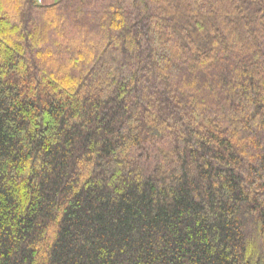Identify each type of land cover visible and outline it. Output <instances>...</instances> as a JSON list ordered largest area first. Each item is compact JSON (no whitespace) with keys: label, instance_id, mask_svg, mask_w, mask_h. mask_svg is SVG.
Wrapping results in <instances>:
<instances>
[{"label":"trees","instance_id":"trees-1","mask_svg":"<svg viewBox=\"0 0 264 264\" xmlns=\"http://www.w3.org/2000/svg\"><path fill=\"white\" fill-rule=\"evenodd\" d=\"M0 264H264V0H0Z\"/></svg>","mask_w":264,"mask_h":264},{"label":"rangeland","instance_id":"rangeland-1","mask_svg":"<svg viewBox=\"0 0 264 264\" xmlns=\"http://www.w3.org/2000/svg\"><path fill=\"white\" fill-rule=\"evenodd\" d=\"M37 1L40 4H51L57 2L58 0H37Z\"/></svg>","mask_w":264,"mask_h":264}]
</instances>
